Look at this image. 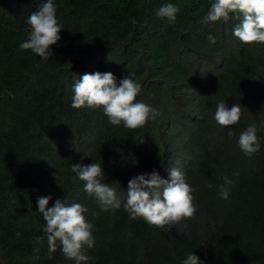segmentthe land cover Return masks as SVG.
<instances>
[{
  "label": "trees",
  "instance_id": "trees-1",
  "mask_svg": "<svg viewBox=\"0 0 264 264\" xmlns=\"http://www.w3.org/2000/svg\"><path fill=\"white\" fill-rule=\"evenodd\" d=\"M44 2L0 0V264H75L59 245L49 254L41 196H51L47 207L66 199L87 208L95 240L87 264H182L189 253L203 264H264V44L234 37L237 18L204 23L214 0H53L64 28L43 60L19 45ZM166 3L179 8L174 23L155 15ZM94 72L117 84L134 74L136 100L156 118L129 130L102 109L72 108L73 83ZM220 101L240 106L237 124L214 120ZM249 124L260 142L251 156L238 146ZM76 163L101 164L102 182L122 201L133 176L155 169L167 180L179 169L197 211L170 228L130 219L123 206L102 211ZM224 176L235 181L226 200Z\"/></svg>",
  "mask_w": 264,
  "mask_h": 264
},
{
  "label": "clouds",
  "instance_id": "clouds-1",
  "mask_svg": "<svg viewBox=\"0 0 264 264\" xmlns=\"http://www.w3.org/2000/svg\"><path fill=\"white\" fill-rule=\"evenodd\" d=\"M178 11L176 5L166 3L156 10L155 15L168 23H174ZM230 18L239 19L232 35L242 44H264V0H214L203 22H227ZM27 24L31 29L30 35L19 47L31 50L43 60L52 57L51 46L58 43L60 31L64 28L57 20L53 0H46L37 10L32 11ZM208 40L212 44L216 42L213 35H209ZM133 76L132 73L123 76L117 84V79L111 72L85 73L72 85L71 107L102 109L109 123L114 126L122 124L129 130L144 127L158 113L150 105L136 100L142 89ZM241 115L238 104L228 108L224 101H220L216 106L214 120L218 125L228 127L237 124ZM260 124L264 127V120ZM256 132L257 126L249 124L239 135L238 146L247 156L260 150ZM228 134L233 135L232 132ZM71 170L83 182V191L96 199L102 211L118 210L123 206L130 219L142 218L150 226L158 228H170L182 219L192 218L197 211L193 203V189L186 182L184 173L176 168L169 169L167 180L161 178L155 169L150 173L133 176L128 181L123 201L115 188L102 182L104 172L101 164L76 163L71 165ZM233 175L237 176L238 173ZM222 180L223 183L218 186L219 195L226 200L235 181L228 176L222 177ZM50 199L51 196L37 199L38 211L45 221L42 232L47 239L49 254L54 253L59 245L65 258L75 261V264H87L89 257L84 254L85 250L93 248L95 244L92 225L84 215L87 208L80 203H69L66 199H57L52 207H47ZM42 239L36 237L35 243H42ZM182 264H203V261L194 253H189Z\"/></svg>",
  "mask_w": 264,
  "mask_h": 264
}]
</instances>
